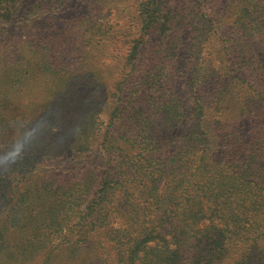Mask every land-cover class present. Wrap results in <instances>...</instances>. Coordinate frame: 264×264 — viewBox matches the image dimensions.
<instances>
[{
	"label": "rangeland",
	"instance_id": "rangeland-1",
	"mask_svg": "<svg viewBox=\"0 0 264 264\" xmlns=\"http://www.w3.org/2000/svg\"><path fill=\"white\" fill-rule=\"evenodd\" d=\"M138 1L68 0L66 12L53 18L56 28L68 17L84 20L83 29L74 31L72 49L60 57L55 69H60L62 75L66 70L64 76L68 80L61 79L59 83L67 89L75 82L78 91L85 93L89 89L88 78L92 80L93 92L100 98L90 106L98 103L99 107L94 114L78 115L79 109L69 113L80 136L72 145L84 147L62 154L49 153L40 160V171L35 169L30 176L41 179V184L32 181L37 183L39 192L29 197L28 205L19 206L21 209L42 207L49 216L54 212L51 228L44 224L39 226L40 230H45L42 243H47L51 253L47 255L44 250L30 257L29 252L15 253V257L12 254L9 258L13 263L102 264L103 261V264H116L123 259L122 251L126 248L116 240L122 238L128 244L132 241L130 237L145 228L163 236L170 249L177 247L178 216L170 213L167 218V213L157 210V201L150 196L152 190H146V200L142 201L135 218H129L128 212L132 210L120 201L126 213L115 208L99 212L108 214V218L99 228L88 229L87 237L74 226L75 211L97 199L101 194V179L109 173V167L115 165L109 159L111 144L110 139L104 137L108 136L106 131L117 128L123 133L120 144L126 157L125 162L122 161V153L120 161L128 169L133 165L132 160L145 164L144 157L152 150L161 154L164 162H169L177 149L188 141V129L195 126L182 115L190 107L195 108L196 115L200 113L198 128L209 140L205 157L209 152L216 158L223 154L220 144L223 137L218 134L221 127L247 138L254 136V143L259 138L264 139V0H165V12L156 18V23L148 21L153 25L148 33L140 29ZM42 23L46 28L53 26L48 21ZM136 44L139 45L137 54L132 55ZM45 67L38 65L37 69L43 72ZM129 78L131 84L128 85ZM124 85L133 90L132 95L141 94L139 99H133L128 115L121 111V97L118 104L113 103L114 97L120 96L115 88ZM76 88L70 90V94L80 97V93H75ZM116 105L122 115L117 116L116 111L112 122L106 108L111 111ZM62 132L67 134L68 129ZM227 139L233 140L231 136ZM26 156L36 161L35 155ZM261 159L264 161V156ZM161 187L160 192L165 194V187ZM24 199L27 197L22 201ZM19 200L13 198L4 205L0 202V219L9 213L15 222L18 216L12 208ZM197 224L202 228L220 225L207 203L204 216ZM246 225L252 226L250 235L254 236L264 225V217H251ZM109 232L116 240L108 238ZM3 233L0 241L5 238ZM12 237L9 236L8 243ZM180 255V263L189 264L186 254Z\"/></svg>",
	"mask_w": 264,
	"mask_h": 264
},
{
	"label": "trees",
	"instance_id": "trees-1",
	"mask_svg": "<svg viewBox=\"0 0 264 264\" xmlns=\"http://www.w3.org/2000/svg\"><path fill=\"white\" fill-rule=\"evenodd\" d=\"M68 6V0H31L30 3L28 0H0V202L4 205L13 198L20 199V205L15 203L12 208L18 219L12 221L9 213L0 219V234L3 231L5 236L0 241V264H16L9 261L15 253L29 252V257L44 250L47 255L51 253L47 243H42L45 230H40L39 226L44 224L51 228L54 212L49 216L42 207L21 209L19 206L28 205L32 195L39 192L37 183L32 181L41 184V179L30 176L33 170L40 171V160L49 153L62 154L84 147L72 145L80 136L76 134L77 125L69 113L79 109L78 115L94 114L99 107L98 103L95 107L90 106L100 95L93 92L94 84L89 78V89L85 93L78 91L75 82L68 89L59 83L61 79H68L64 76L66 70L62 75L60 69H55V64L72 49L74 31L83 29L84 22L68 17L63 19L60 28H56L53 18L65 13ZM166 7L165 0H139L140 29L148 33L153 27L148 21L156 23V18ZM167 14L169 17L170 11ZM42 21L53 26L43 27ZM138 46L134 45L132 55L137 54ZM38 65H45V70L39 72ZM126 84H131V78ZM74 88L80 97L70 94ZM115 89L120 96L114 97L113 103L118 104L121 97V111L128 115L133 99H139L141 94L132 95L133 90L125 85ZM118 107L112 106L111 111L106 108L112 122ZM189 109L182 115L195 126L188 129V141L177 149L169 162H164V157L152 150L145 155V164L132 160L131 169L124 168L120 161L122 153V161L125 162L126 157L120 144L123 133L117 128L106 131L108 136L104 137L110 139L111 144L109 159L115 165L110 164L109 173L101 179V194L97 199L75 211L74 226L87 237L88 229L99 228L108 218V214L99 212H110L115 208L126 213L127 209H123L120 201L132 210L128 212L129 218H135L142 201L146 200V190H152L150 196L157 201L156 209H161L162 214L167 213V218L170 213L178 216L179 224L175 227L177 247L170 249L163 236L158 232L153 234L147 228L130 237L132 241L128 244L122 238L116 240L109 232L108 238L126 247L122 251L123 259L116 264H179L180 253L186 254L189 264H264V225L254 236L250 235L252 226L246 225L251 217H264V161L261 159L264 139L259 138L254 143V136L247 138L221 127L218 134L223 137L220 143L223 154L216 158L209 152L205 157L209 140L198 128L200 113L196 115L195 108ZM121 111H117V116L122 115ZM64 129H68L67 134L62 132ZM228 136L233 140L227 139ZM85 144L88 146V141ZM29 153L35 155L36 161L26 156ZM161 185L165 187V194L160 192ZM9 188L14 192L11 193L13 189ZM23 194L27 199L22 201ZM205 203L220 225L198 226V219L204 216ZM242 217L246 218L245 222L241 221ZM10 235L13 237L8 243ZM180 264L186 263L181 261Z\"/></svg>",
	"mask_w": 264,
	"mask_h": 264
}]
</instances>
